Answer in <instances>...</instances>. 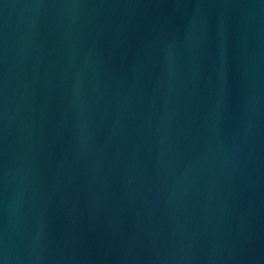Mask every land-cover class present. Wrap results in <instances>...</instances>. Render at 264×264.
I'll return each mask as SVG.
<instances>
[{
  "label": "water",
  "instance_id": "obj_1",
  "mask_svg": "<svg viewBox=\"0 0 264 264\" xmlns=\"http://www.w3.org/2000/svg\"><path fill=\"white\" fill-rule=\"evenodd\" d=\"M0 264H264V0H0Z\"/></svg>",
  "mask_w": 264,
  "mask_h": 264
}]
</instances>
